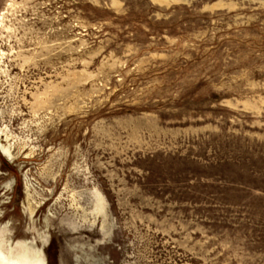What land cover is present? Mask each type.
Segmentation results:
<instances>
[{"label":"rangeland","instance_id":"rangeland-1","mask_svg":"<svg viewBox=\"0 0 264 264\" xmlns=\"http://www.w3.org/2000/svg\"><path fill=\"white\" fill-rule=\"evenodd\" d=\"M0 240L264 264V0H0Z\"/></svg>","mask_w":264,"mask_h":264},{"label":"bare ground","instance_id":"bare-ground-1","mask_svg":"<svg viewBox=\"0 0 264 264\" xmlns=\"http://www.w3.org/2000/svg\"><path fill=\"white\" fill-rule=\"evenodd\" d=\"M0 264L46 263L41 250L34 248L31 244L18 241L16 242L15 246L11 247L6 246L4 242L0 240Z\"/></svg>","mask_w":264,"mask_h":264},{"label":"water","instance_id":"water-1","mask_svg":"<svg viewBox=\"0 0 264 264\" xmlns=\"http://www.w3.org/2000/svg\"><path fill=\"white\" fill-rule=\"evenodd\" d=\"M46 263V262H45Z\"/></svg>","mask_w":264,"mask_h":264}]
</instances>
